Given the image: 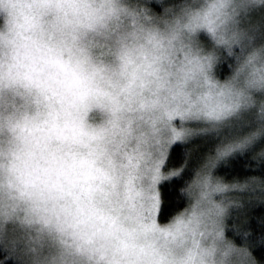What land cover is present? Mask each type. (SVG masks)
Returning <instances> with one entry per match:
<instances>
[{
    "label": "clouds",
    "instance_id": "1",
    "mask_svg": "<svg viewBox=\"0 0 264 264\" xmlns=\"http://www.w3.org/2000/svg\"><path fill=\"white\" fill-rule=\"evenodd\" d=\"M152 2L0 0V253L11 264H255L226 236L243 201L225 195L264 188L214 172L264 139V0H155L160 13ZM237 119L254 127L205 157L181 187L186 208L160 222L171 147Z\"/></svg>",
    "mask_w": 264,
    "mask_h": 264
},
{
    "label": "trees",
    "instance_id": "2",
    "mask_svg": "<svg viewBox=\"0 0 264 264\" xmlns=\"http://www.w3.org/2000/svg\"><path fill=\"white\" fill-rule=\"evenodd\" d=\"M219 74L222 78L228 76V74ZM253 127L251 126L242 133V136L251 131ZM225 137L228 140L231 138L230 136ZM206 139L205 136L197 137L181 147L182 152L188 153L190 161L189 175L186 177L185 182L194 178L195 170L201 165L206 156L214 152V148L209 145ZM223 142H226V140H223ZM260 150H264V139H260L251 151L245 155H236L222 162L215 169V176L230 185L248 181L257 188H264V163H256L252 159L253 153ZM177 163H179V156L177 153H172L168 164L172 166ZM185 182L179 187H182ZM166 200L167 211L159 216L162 223L168 221L170 217L187 206L184 197L181 195L177 198L175 191L166 192ZM241 201H243V207L231 211L227 234L235 244L245 247L250 252L255 264H264V239L259 237V223L261 218L264 217V193H257L256 196H253L247 192ZM253 230L256 231V235L249 239L245 233H251ZM6 262L8 264V257L0 253V264H6Z\"/></svg>",
    "mask_w": 264,
    "mask_h": 264
},
{
    "label": "snow or ice",
    "instance_id": "3",
    "mask_svg": "<svg viewBox=\"0 0 264 264\" xmlns=\"http://www.w3.org/2000/svg\"><path fill=\"white\" fill-rule=\"evenodd\" d=\"M247 122L248 121L245 119H237L232 123L226 124L224 128L219 131L228 133L231 139L242 137V130ZM183 145H185V143L179 141L176 142L171 147L167 157L160 164L161 175L157 179V191L154 197V211L158 214V216H162L167 211L166 192L175 191L177 194V198H179L181 196V187L179 186L185 182L186 177L189 175L190 161L188 153L181 151V147ZM172 153L178 154L179 163H177L176 165L169 166L168 160L171 159ZM171 168H182V174L171 178L164 176L163 173H167L168 170ZM259 228V237L264 239V217H262L260 220ZM245 235L248 236L249 239H251L253 236L256 235V231L253 230L251 233H245ZM8 264H11V262L9 261Z\"/></svg>",
    "mask_w": 264,
    "mask_h": 264
},
{
    "label": "rangeland",
    "instance_id": "4",
    "mask_svg": "<svg viewBox=\"0 0 264 264\" xmlns=\"http://www.w3.org/2000/svg\"><path fill=\"white\" fill-rule=\"evenodd\" d=\"M150 7L156 12V13H160L162 11L160 5L158 3L155 2V0H153V2L151 3ZM219 73H222V74H228L229 75V64L228 63H222L218 68H217V74L218 76L220 77V74ZM221 79H223L222 77H220ZM226 78V77H224ZM251 126H254L252 125V123L250 122H247L245 125H244V128L242 130V133H244L245 131H247ZM202 136H205L209 143L210 146H212L215 150V148L217 147V145L223 143V140H228V139H225L226 137L225 136H229L228 133L226 132H223V131H219V132H204V133H201L199 134L197 137H202ZM196 137V138H197ZM231 139V138H229ZM224 162V161H223ZM222 163V162H221ZM220 163V164H221ZM215 173V172H214ZM215 175V174H214ZM224 182V181H223ZM227 184V183H225ZM227 185H230V184H227ZM235 185V184H233ZM252 185V184H251ZM254 189H259L257 188L255 185H252ZM247 192H244V193H241L239 191H235V190H231L229 192L226 193L225 195V199L226 200H239L240 201L242 200L243 197H245V194ZM237 196V197H236ZM159 218V217H158ZM229 220L230 218L228 217L227 220H226V236L227 238L231 239L228 234H227V230L229 228L228 226V223H229ZM232 240V239H231ZM237 245V244H236ZM239 246V245H237ZM239 247H242V246H239ZM242 248H245V247H242ZM251 258H252V255H251ZM253 259V258H252Z\"/></svg>",
    "mask_w": 264,
    "mask_h": 264
}]
</instances>
